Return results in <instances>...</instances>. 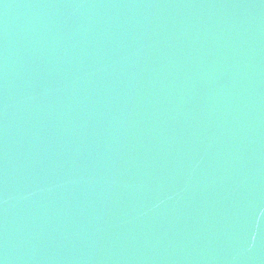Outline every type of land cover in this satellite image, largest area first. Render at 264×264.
<instances>
[{"label": "water", "instance_id": "obj_1", "mask_svg": "<svg viewBox=\"0 0 264 264\" xmlns=\"http://www.w3.org/2000/svg\"><path fill=\"white\" fill-rule=\"evenodd\" d=\"M0 264H264V0H0Z\"/></svg>", "mask_w": 264, "mask_h": 264}]
</instances>
